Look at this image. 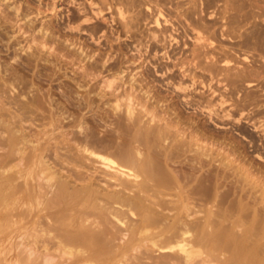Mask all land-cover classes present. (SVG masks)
<instances>
[{"label":"bare ground","instance_id":"bare-ground-1","mask_svg":"<svg viewBox=\"0 0 264 264\" xmlns=\"http://www.w3.org/2000/svg\"><path fill=\"white\" fill-rule=\"evenodd\" d=\"M66 1L76 6L69 16L72 25L49 26L87 34L92 45H100L92 54H83L91 41L77 37V43H58L60 53L51 50L55 61H50L41 51L55 35L43 27L36 48L20 46L21 51L32 49L20 63L16 61L18 65L17 54L16 65H9V56L8 62L0 59V264H264V184L252 163L250 167L249 162L240 163L236 141L240 129L235 125L237 134L200 129L196 121L184 124L177 112L204 108L207 120L223 129L231 112L218 109L226 100L221 97L213 103L211 97L188 96L195 75L182 62L162 64L175 58L171 48L175 40L166 31L142 33L133 47L120 42L119 56L111 62L101 51L89 61L95 50L103 49L98 32L110 42L108 32L118 21L103 17L104 2ZM141 3L144 0H115L120 31L133 27L122 6ZM47 5L57 8L55 0ZM105 5L112 7V2ZM18 6L12 7V14L4 8V19L20 20ZM94 18L103 22L94 24ZM3 31L0 40L6 38L8 45L11 35ZM67 37L62 41L69 42ZM197 40L203 47L202 37ZM78 43L77 49L69 48ZM132 49L136 53L129 54ZM42 60L38 81L44 74L56 75L62 67L56 70V63H78L76 83L84 87V94L75 97V88L65 83L62 103L40 82L29 95L33 84L26 69ZM104 72L110 78L91 95L96 88L88 82ZM240 73L236 78L245 74ZM162 90L179 98L175 107L164 103ZM232 105L247 107L240 102ZM258 121L252 126L264 131V119Z\"/></svg>","mask_w":264,"mask_h":264},{"label":"rangeland","instance_id":"rangeland-1","mask_svg":"<svg viewBox=\"0 0 264 264\" xmlns=\"http://www.w3.org/2000/svg\"><path fill=\"white\" fill-rule=\"evenodd\" d=\"M51 1L52 0H0V24H2L3 26V27L1 26L2 29L0 28V30L3 31L5 29L7 34L9 33L11 35L8 45H6V40H7L6 38L3 39L4 41L0 40L1 42L0 49H3V50H0V54H1L0 59L2 58L1 61H7L8 59V61L11 60V62L7 61L9 65L10 64L13 65L14 62L17 64L16 61L20 63L21 61L20 59H25L27 52H29L32 48L30 50L24 49L21 51L20 46L21 45L26 46L27 44H30L31 46L36 48L37 41H38L37 39H39L41 35V33H39L41 31L39 30L42 29L43 27L46 33L48 32L49 35H53V36L55 35L54 37H52V39L56 40L55 42H53V40L51 39L49 43L47 44L48 47H43L41 52L45 54L46 56L49 55V52H52V51L58 52V50H56L58 43L64 42L66 44H69L70 41H75V43H77L76 41L77 37H78L77 38L78 41L79 40L83 41L84 38L85 39L88 38L87 34L81 33V32L77 33L75 29L67 28L66 31L68 32H65L64 29L61 30V28H58L56 26L53 28L49 26L51 23L54 25L57 23L59 24L70 23L72 25V22H69V16L76 12V6L70 3L68 4L66 0L64 1L55 0L57 4V8L51 9L49 7L50 5H47L51 3ZM77 1L85 2L86 4H88L89 2V0H77ZM92 1H95L99 4L101 2L102 3L104 2L103 3L104 6L102 5V3L100 4L104 8L102 12L103 17L108 18L110 16H114L116 17V20L118 22L116 23V25L113 24L112 26L113 32L112 33L110 31L108 32V35H110V37L108 38L110 39V42L105 41L106 38L104 37V35L101 34V32H98L97 35L101 37L100 38L101 41L99 43L103 45V49L101 50L99 49L97 51L95 50V56L91 57L89 61L95 60L96 59L95 57L97 56L96 54L99 51L107 52L106 56L107 57L109 56L108 62L115 60V58L119 56V52H120L118 50L119 43L121 42L123 45L125 43H128L132 45L133 47V45L136 44L135 38L140 39L142 33L151 32V31L152 32L153 31L154 32L166 31V33L172 35V37H174L175 43L173 42V45L171 46V48L173 49V52H172L173 55L175 53V58L171 62L167 60H163L162 64L165 63L166 65L171 67V64L173 65V62L177 63L178 66L181 64L180 62H182L184 64L183 68L186 65L185 68H188L190 72L195 75V81H194L195 84H194V87L193 86L190 87L189 89L190 91L188 90V96L192 97L193 99H200V100H203L205 97H211L213 103H215L219 98L222 97L223 99L226 100V102H225V105L222 108H219L218 110L219 111L222 109L228 110L229 112H231L230 118L232 119L230 118L227 119V122H228L226 125L227 128L222 129L212 124L211 121L207 120L208 112L204 108L202 109H199V108L191 109L190 108L189 110H187L188 108L186 109L184 108V110L177 109L178 116L180 114L179 117L184 122V124L187 123V121L188 122L196 121L195 124L200 125L199 126L200 129L207 128L206 130L219 131L222 134L227 132L228 130L229 131L233 130L235 132L236 129H234V127L237 126L240 129L238 131V134L235 132L237 134L236 141L238 144L237 145L238 151L241 154L239 157L240 163L246 166V164H248L247 162H249V165H247L249 167L250 165L253 164L255 167L251 166V169L254 171V173L257 176L259 174V177L260 179H262L263 184H264V179H263L264 174L262 175L261 173L256 172V169H255L257 167V169L259 168V169L264 170V164H263L264 155L263 154L259 155L260 153H264L263 152L264 151V134H263L264 131L259 130V129H254V126L259 125L258 120L264 119V112L258 113V110H264V104H263L264 103V0H144L145 3L138 4L137 6L132 7V8H130L129 6L123 5L121 9L124 13V17L125 18L128 17V19L132 18V23L134 27V28L132 27L130 31L126 33L120 31V27L118 26L119 20H121V16H119V12L117 11L115 0H99L100 2L98 0H92ZM107 2H112V7L105 9V6H106L105 4ZM15 5L20 6V7L18 6L19 12H20L19 13L20 20H18L17 22L15 19L14 20L10 19V21L5 20L3 17L4 13L2 12V10H4V8L5 10L9 9L10 11L8 12L12 14V7ZM101 22H103L102 19L94 18L92 23L96 24V23H101ZM28 25H29V28H28ZM45 25L51 28H47L48 30L47 31ZM7 27H10V28L8 29ZM117 29H118V33L116 34V32L114 31ZM63 32L64 34H62ZM67 34H68V37H67ZM36 35L38 36L36 37ZM63 35H65L64 36L65 38L67 37V38H70L71 40H69V42L62 41V39L64 40ZM116 35L118 36L117 39H115L117 37ZM130 35L134 37L131 38L129 37ZM198 36L202 37V41L205 43L203 47H200L199 45V41L197 40ZM33 39L34 41H31ZM16 41H19L20 43L17 44ZM87 41L89 43L91 40L88 38ZM91 43L92 41L90 42L89 45L87 44L85 46L83 54L84 53H87L88 55L92 54L94 52L93 49H96V47L99 45V44L92 45ZM102 43H107V44H102ZM78 46H79V43L76 45L70 44L69 48L77 49ZM50 47L52 49H50ZM144 49L145 48H142L141 50L145 51ZM147 50H148L147 52L149 53L150 47H147ZM133 53H136V51L133 49L129 51V54H133ZM14 54L15 55L17 54L16 55L17 57L15 59H14V56H15ZM8 56L12 59L9 60ZM48 58L50 61H55L51 55H49ZM13 59H14V62H13ZM43 62H44L43 60L40 61L39 63L40 65L38 64L37 67L35 66L34 68L32 67V68L26 69V77L28 81H30V83L33 84V87L31 88L32 91L29 93V95L35 92L34 90L36 88V84L40 82H41L40 84L42 88H45L44 90L48 88L54 91V92L51 91L52 96L54 94V98L60 102L62 101L64 102L63 99H65V96H64L65 83H69L73 89L75 88L74 89L75 97L78 98L79 96L81 97L82 93L84 94V87H78L76 83L78 79L76 75H78V72L80 71V68L77 67L78 66L77 62H76L77 64L67 63V66H65V64H63V62L61 61L58 64L56 63L57 65V67L55 66L56 68L53 67L52 64H48L49 67H53L56 70L58 69V66H62V67L60 71H57L58 73L56 75L52 76V78L47 76V74H44L43 78L40 77L38 81L37 70L39 68L41 69L42 65L45 63ZM60 63L62 65H60ZM178 66L176 68L174 67V70L176 69V72L179 68ZM210 67H213L212 70L209 69ZM234 71L235 73L241 72L240 73L241 75L244 73L245 74L242 75L241 78H238V77L236 78ZM229 73H231V75ZM99 75L97 76V78H93V79L91 78L90 81L88 82L89 84H92V85L95 84L94 86L96 88V90L92 92L91 95H93L95 92H98L101 89L104 83V80H106L105 79L106 77L107 79L110 78L107 72H104ZM71 76L72 78H70ZM189 79L191 80V77H188V79H186V83H188V85L191 84V81ZM42 80H46V81H43V84H42ZM164 81H166L165 78H164ZM79 82L82 83L81 81ZM159 82L160 81H157V80L153 81V83L155 84H158ZM44 85H46V87H43ZM61 86L62 88H60ZM191 88H192V91H191ZM212 90L215 93L210 95ZM161 94H162V97H165V99L162 98L163 100H165L164 103H167L168 105H170V108L175 107L176 105L175 101L177 102L179 100L178 97L177 98L175 96L172 97V95L174 94H171V92L167 90H162ZM199 94L203 95V97L202 98L201 96L198 97ZM253 96L256 98L255 100H258L257 102L251 98ZM166 97H167V100H166ZM238 102H240L241 104H244V106H247V107H244L243 109H237L235 105H232L233 103L235 104ZM250 111L251 112L253 111V112L251 113ZM84 112L87 114L91 113L87 109L84 110ZM246 113H248V115ZM187 115L189 116V118ZM190 117H191V120H190ZM237 117L240 119L239 122L234 121V119ZM192 118H194L195 120ZM251 118H254V119L251 120ZM204 123L207 124V126H205ZM232 124H234V126ZM252 124L254 126H252ZM202 125L204 126L203 128H202ZM240 126L244 129H242ZM212 127L215 129H213ZM248 128H250L251 130H249ZM221 129H222V132H221ZM229 131L227 133H230ZM241 131L244 133H242ZM243 134L246 136H244ZM260 135H262V137ZM253 136L256 137L257 139L256 138L254 139ZM241 140H243V142H241ZM258 146H260L261 148ZM240 150H242L243 152L241 153ZM250 150H252L253 152ZM246 152H247V155H246ZM255 155L257 157H255ZM250 158H252V160ZM260 158L263 160H260ZM259 163L260 165L261 164L262 165L260 166Z\"/></svg>","mask_w":264,"mask_h":264}]
</instances>
